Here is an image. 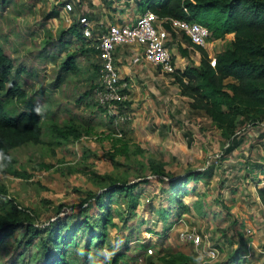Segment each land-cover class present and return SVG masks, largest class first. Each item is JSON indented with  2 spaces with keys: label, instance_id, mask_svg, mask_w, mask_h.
Returning <instances> with one entry per match:
<instances>
[{
  "label": "rangeland",
  "instance_id": "374dc122",
  "mask_svg": "<svg viewBox=\"0 0 264 264\" xmlns=\"http://www.w3.org/2000/svg\"><path fill=\"white\" fill-rule=\"evenodd\" d=\"M66 1L69 0H3V3L0 0L3 4H0V48L11 58L13 74L20 69L18 81L22 80L27 94L26 101L7 98L4 103L10 112L35 109L45 113L42 141L14 148L11 151L15 163L13 168L9 172H0V207L23 213L39 229L48 227L55 218H61L67 223L63 242L77 223L91 224L97 215H106L109 218V235L103 245V257L98 255L89 264H111L120 249L117 244L125 239L128 240L125 242L127 247L118 253L116 264L245 262L249 256H242L248 247L242 250L241 235V241L231 239L232 234L236 236L235 232L241 233V222L226 219V214H221V196L223 198L224 193H220L218 182L231 170L224 167L226 162L221 160L224 155L218 160L217 154L225 153L227 147L224 146L234 132V146L243 140L240 147L248 148L246 144L259 140L260 145L257 148L256 145L251 146L252 150L264 151V78L257 82L251 99L231 91L227 85L233 81L231 77L219 79L217 87L220 97L223 96V104L221 109H216L222 125L221 136L213 126L219 127L217 124L207 123L201 118L206 117L203 112L191 111L187 98L181 97L178 84L173 82L176 80L173 74L164 76L169 85L162 83L169 96L167 108L162 104L164 102L159 104L157 101L158 93L152 96L148 92L142 97L139 89L137 94L136 86L146 90L148 86L155 85L156 80L138 74L134 78L120 74L121 83H124L121 85L122 102L115 105L114 112H108L99 100L103 91V87L100 88L103 86L101 64L96 67L99 77L92 88H88V83L74 73H68L57 87L54 85L66 54L63 51L56 61L51 60L47 53L51 51L50 47L47 48L45 43L57 38L60 29L76 23L81 15L80 12L74 13L73 9L64 10ZM118 1L107 0V6ZM124 2V10L108 7L107 11H119L124 14L127 24L133 23L138 7L130 4L129 0ZM210 27L214 34L210 38L215 40L211 50L215 56L235 36L231 33L221 42L226 35H220L222 33L216 26ZM263 38L248 39L246 54L255 62L264 60L260 46L255 43ZM175 39L178 41L175 46L178 49L176 72L185 74L184 80L188 84L191 81L198 84L203 80L204 58L198 48V54L183 49L180 43H190L182 35ZM83 45L92 49L89 41L81 39V43L76 42V46L72 45L68 51H81ZM93 53L96 58V52ZM81 60L84 65L85 58ZM150 67L153 66L143 64V73H148L146 70ZM214 72L211 70V74ZM86 88L87 95L84 92ZM147 97L153 98L154 106L145 102ZM99 108L102 110L100 116L94 114ZM170 112L179 115L182 121L176 122L175 116L170 117ZM249 118L257 119V124L247 126L243 123V119ZM197 122L200 126H196ZM186 132L190 135L187 136ZM150 160L162 162L166 170L164 174L169 177H186L191 171L205 173L198 180L190 179L183 184L179 191L181 194L177 195L180 205L175 202L167 204L165 200L170 193L166 190L167 182H162L148 169ZM209 162L214 164L207 166ZM171 196L176 199V194ZM181 205L187 211L179 221V216H174L171 208L179 211L182 210ZM162 213H168L164 227ZM170 221L177 224L171 228ZM129 225L134 227L133 233L129 232ZM183 230L206 234L211 244H217L218 257L211 260L189 242L181 240L179 234ZM163 232L164 235L161 234ZM20 235L17 233V238ZM223 238L226 241L224 247L220 245ZM12 242L10 238L0 246V264H9ZM148 247L152 248L151 255L146 251ZM36 249L34 245L29 251L34 255Z\"/></svg>",
  "mask_w": 264,
  "mask_h": 264
},
{
  "label": "trees",
  "instance_id": "16d2710c",
  "mask_svg": "<svg viewBox=\"0 0 264 264\" xmlns=\"http://www.w3.org/2000/svg\"><path fill=\"white\" fill-rule=\"evenodd\" d=\"M147 7L161 17L200 22L209 28L210 36L213 35V37L211 25L216 26V29L222 33L220 35L234 33V40L215 55V68L210 66V57L206 50L199 46L196 47L204 58L203 65L205 68L202 74L203 80L198 84L193 81L190 84L185 82V74H178L177 69L172 73L175 75V81L179 86L181 95L191 98L190 107L204 111L213 123L221 129V122L218 121V109L222 107L223 96L220 97V90L217 87L219 79L231 77L233 81L227 83L231 91L251 99L254 97L257 82L264 78V60L259 59L255 62L246 54L247 42L250 37H264V0H148ZM81 32V25L76 22L66 29H60L57 38L45 43L47 48L50 47L51 51H47V53L51 60L56 61L63 51L66 54L58 70L54 82L55 87L62 83L61 81L68 73H74L80 80L87 82L88 88H92L99 77L96 67L101 64V60L98 55L94 58L93 51L97 52L95 48L90 49L83 45L84 49L81 51H68L72 45L76 46V42L81 43V39H83ZM255 43L260 46L261 55H264V38ZM83 58L86 61L84 65L81 64ZM211 70H215V72L211 74ZM60 71H63L64 74L62 75ZM19 73L20 69H16L13 74L12 60L0 48L1 173L9 172L13 168L15 163L11 151L14 148L28 143L37 144L42 141L45 113L41 114L35 109L10 112L4 103L7 98L26 101V89L23 88L22 80L18 81ZM188 78L192 80L191 76ZM88 88L84 90L85 95L88 94ZM80 100L81 97L78 101ZM101 111L100 108L96 109L94 114L100 116ZM242 121L253 125L258 122L257 119L252 118ZM227 134L229 135V133ZM234 137L235 132L228 138L229 145L225 153L234 147L235 144H232ZM148 169L153 171V175L161 178L162 182H167L166 190L170 191L168 200L179 205L180 200H178L177 195L181 194L179 191L183 184L191 177L196 179L194 177L204 173L203 171H191L186 177L183 175L169 177L164 174L163 163L154 160L148 162ZM183 179L185 181L182 183ZM174 194H176V199L171 196ZM258 196L264 206V190H259ZM181 209L184 210V206L181 205ZM108 220L106 215L101 214L97 215L91 224L88 222L77 223L71 229L69 238L63 242L62 237H64V229L67 223L61 218H55L49 222L48 227L39 229L23 213L0 207V246L12 238L9 264H89L93 262L94 257L98 255L103 257V245L107 235H109ZM123 224L127 225L126 222ZM133 229L134 227L131 225L128 226L130 233H133ZM17 233H21L18 238ZM123 241L117 244V247L120 248L119 252H123V249L127 247L125 242L128 240ZM34 245L37 249L33 255L29 248ZM118 253L113 255L111 264H116Z\"/></svg>",
  "mask_w": 264,
  "mask_h": 264
},
{
  "label": "crops",
  "instance_id": "0c3cea01",
  "mask_svg": "<svg viewBox=\"0 0 264 264\" xmlns=\"http://www.w3.org/2000/svg\"><path fill=\"white\" fill-rule=\"evenodd\" d=\"M124 1L128 2V0H120L118 1V3L110 4V6L109 5L107 6V0H69V1H66L65 3L70 2L72 4V7H73L72 9L74 13L80 12L81 13L80 16L85 15L88 18V20L91 23V27L93 29V34H95L97 32L106 30L109 24L128 23V21L124 20V14H120L119 11L115 13H111L107 11L108 7H114V8L116 7L119 10H124L125 9ZM129 1H130V4H132L133 6L136 5L138 7L136 13H134L135 18L139 12L148 8L147 4L145 3V0H137V1L129 0ZM230 35L231 33L226 34V37L221 42L227 39V37ZM214 42L215 40L212 41L210 45L205 49L209 56L210 55L213 56L211 47ZM180 44L182 45L183 49H187V52H190V50H193L194 52L198 54V51H196V48L191 47L190 44H187V45H185L184 43H180ZM175 46L177 47V43L172 45V52L174 56L178 54L177 53L178 49ZM218 48L220 47L218 46ZM131 54L132 52H131L130 47L117 46L116 51L114 53V61L118 67L120 74L127 75L128 77L133 76V78L138 74L140 77H145V78L150 77V79L152 78L156 80L155 85L148 86L146 90H144V88L141 86H138V87L136 86L137 94L139 93L138 92L139 89H141L140 95L142 97L148 94V92L151 93L152 96H156L155 94L158 93V96L156 97L159 99L157 101H159V104L164 102L162 104L165 105V107L167 108L168 105L170 104L169 96L167 94L168 92H166V89L164 88L165 85L164 86L162 85V83H165L166 85L168 84V82L164 80L166 79L164 78V76H166V73L163 74L164 72L162 73V71H160L156 67H150L151 69H153L152 72L150 71L151 70L150 68H147L146 71L148 73H143V69H144L143 64H146V63L139 64V65H133L131 63ZM173 82L177 85V82H175V80H173ZM177 89L179 90V87ZM152 93H154V95ZM179 94L181 95V93ZM161 97L162 98L164 97L167 99L164 100V98L162 99ZM181 97L183 99L187 98L186 101L188 102V105L190 107V103L192 102L191 98L184 96V95H181ZM145 102L152 103L153 106L155 105L153 98L147 97V99H145ZM190 109L192 108L190 107ZM170 110L172 111V109ZM191 111H193L194 113L198 111H201L204 113V111L199 110V109H192ZM173 116H175L176 122L182 121L179 115L177 114L173 115L170 112V117H173ZM205 116L206 117H201V118L204 119L207 123L208 121H210V123L212 122L213 124V121L206 114ZM196 126H200L198 122ZM213 126L218 131V135L221 136L222 130L215 125ZM186 135L189 136L190 134L186 132ZM222 139H224V136H222ZM261 139L263 140V138ZM258 141L259 140H256L257 143L252 142L250 144H246L248 145V148H246V146L244 148L240 147V145L243 143V140L238 141L237 145L234 146L230 151L224 153L223 159H221L224 162H226V164H224V167L230 168L229 170H231L230 174L229 172H227L229 175H226V177L222 178V180H219L218 182L220 193L222 192L224 193L223 198L221 194L219 195L221 196V201L223 203V208L221 209L224 211V213L222 211L221 214L222 215L226 214L225 216L226 219H231L232 221L241 222V225L243 227L242 228L241 225L239 224L240 226L239 230L241 231V233L239 234L238 232H235L236 236L232 234L233 237L231 239L232 240L235 239L236 242L242 240L241 243L243 244V248H244V249L242 248V250L244 251L246 250L248 241L251 239V245L249 248L250 255L245 260V262H242L241 264H264V255L261 253V250L264 249V206L261 203L260 198L258 196V191L264 190V151L253 152L252 150V148L255 145H256V148L257 146L260 145L258 144ZM256 148L255 150L257 151ZM245 150L246 151L248 150L247 154H245ZM242 152L244 153L243 155H242ZM164 169H165V166H164ZM201 176L202 175H198L194 177L196 179H192L191 177V179L193 181H196L198 180V178H201ZM165 201L167 202V204L170 203L168 198ZM171 210L174 211L172 213L174 214V216L175 214L176 216H179L180 218V219L178 218L179 221L181 220L182 215H185L187 211V209H184L182 211L181 210L177 211L173 208H171ZM165 216L166 215H164L163 213L161 214V220H162L163 227H164V224H167ZM169 223L172 224L170 225L171 228L177 224V222L172 223L171 221ZM247 228H250L252 232L251 236H248L247 233L245 232ZM237 233H238V236H237ZM161 234L164 235L165 232ZM240 235L242 238L241 240H239ZM224 241H225V238H223L220 242V245L222 247H224L226 243V241L225 242ZM230 264H235V263L234 261H232Z\"/></svg>",
  "mask_w": 264,
  "mask_h": 264
},
{
  "label": "built area",
  "instance_id": "2783aa9c",
  "mask_svg": "<svg viewBox=\"0 0 264 264\" xmlns=\"http://www.w3.org/2000/svg\"><path fill=\"white\" fill-rule=\"evenodd\" d=\"M72 8L70 2L63 4L64 10L71 11ZM77 22L82 28V38L91 42L92 47L95 48L101 60L103 91L100 92L99 100L104 104L108 112L115 111V105L122 102L123 95L121 85L124 83H121L122 78L114 61V53L117 46H128L131 48V63L133 65L147 63L166 74H172L176 70L172 45L178 42L175 38L179 34L186 38L190 46L194 48L199 46L206 49L213 41L210 38L211 32L206 25L197 21L161 17L149 8L139 12L133 23H112L107 26L106 30L95 34H93L91 23L85 15L78 17ZM209 57L210 66L215 68V56L210 55ZM246 124L247 126H253L250 123ZM254 124H257V122ZM228 145L229 141L224 147ZM223 155L224 152L222 155L217 154V159L219 160ZM213 164L214 162H209L206 165L210 166ZM245 232L248 236H251L250 228H247ZM179 236L181 240L189 242L199 249L207 258L213 260L218 257L219 248L217 244H211L206 234L198 233L194 230H183ZM250 245L251 239L248 241V249L242 256L243 258L250 255ZM146 251L149 255L153 253L151 247H148ZM261 253L264 255V249L261 250Z\"/></svg>",
  "mask_w": 264,
  "mask_h": 264
}]
</instances>
